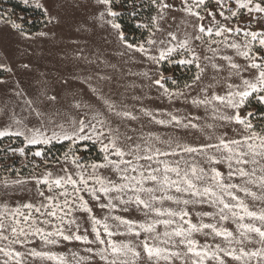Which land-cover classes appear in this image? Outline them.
<instances>
[{
	"label": "snow or ice",
	"instance_id": "obj_1",
	"mask_svg": "<svg viewBox=\"0 0 264 264\" xmlns=\"http://www.w3.org/2000/svg\"><path fill=\"white\" fill-rule=\"evenodd\" d=\"M5 2L0 0V33L15 35L21 62L13 67L0 49V73L15 78L35 71L27 59L31 42L54 33L33 36ZM22 2L45 27L73 19L84 36L97 27L114 30L126 50H117L121 57L131 51L153 65L195 68L182 89L169 88L162 72L137 75L169 103L179 100L197 111H153L139 96L140 107L129 106L114 87L117 65L98 45L85 54L77 44L75 59L83 67L61 78L62 92L43 79L29 93L19 78L11 87L0 78L17 100L14 108L0 107V141L18 138L22 145L4 151L25 159L30 152L45 166L36 171L41 164H34L27 178L0 179V264H72L54 249L76 243L90 254L76 264L96 257L102 264H264V117L258 126L251 110L253 101L264 105V0H150L156 10L152 35L164 30L161 21L175 22L174 12L181 14L183 35L169 31L166 41L149 38L147 47L126 40L118 0ZM155 45L162 47L154 52ZM145 122L175 135L145 134ZM189 136L191 142L184 139ZM65 142L59 167L49 169L45 149L37 146ZM87 143L98 146V160L86 162L80 154ZM95 207L106 212L98 217Z\"/></svg>",
	"mask_w": 264,
	"mask_h": 264
},
{
	"label": "rangeland",
	"instance_id": "obj_2",
	"mask_svg": "<svg viewBox=\"0 0 264 264\" xmlns=\"http://www.w3.org/2000/svg\"><path fill=\"white\" fill-rule=\"evenodd\" d=\"M22 2V0H18ZM141 1H147V0H141ZM140 0H137V2H132L130 3V8L132 6H135V4H139L141 2ZM178 2V0H177ZM23 3V2H22ZM3 7L7 9L8 12L13 13V19L16 18H23L25 25L28 26L29 23L33 22L34 19L32 16L27 15L22 12H14L11 10V8L7 5L5 2ZM138 7V6H137ZM117 9L121 10L123 9V6L118 4ZM156 15V11L154 13V16ZM172 16L176 17L175 22H173L170 18L167 21H161L163 31L156 32L155 36L152 35V29L149 33L150 35L148 36L147 40L149 38L156 39L157 41L160 40H167V32L169 31H175L178 33V35H183V31L180 25V13H172ZM39 18H35V20H38ZM75 21L73 19H66L64 23H62L60 26L56 28H52L51 25L48 27L43 26V28L37 32L32 33L33 36H35L36 33L40 31H49L51 30L54 35L50 39H42V38H36L31 42V45L28 48L29 51V56L30 53L33 52L32 49L38 48V56L42 57L43 55L49 54L51 57L49 58L48 55V69L47 75L49 78H54L55 81H49V86L55 89L56 91L61 92L62 90V85H61V78L63 77L62 74H66V76H69V74H73L76 72L81 71L83 65L75 59V56L78 54L75 52V49L77 47V44L80 47H83L85 50V54H89L90 51L94 48V46H101L103 51L109 56L113 64L117 65L118 68V73L117 75L119 76V84L115 85L114 87L118 89V91L123 95L125 98L126 103L129 106H135L137 108L140 107V101H137L134 99V97H141L143 105L147 106L150 110H168V111H173L175 112L176 109H180V114H183L185 112H193L197 111L195 109H192L190 105H185L182 101H174L172 103H169L166 97H163L161 95V91L159 90L155 85H151L150 81L143 77L142 75H137L139 73H143L145 71L149 72L150 75L155 78L158 72H162L165 77L168 78L167 80V86L171 89H177V88H183L185 83H191L188 82L187 80L183 81L179 85L177 83L173 84L172 80H174V74H181L183 72V69H175L176 66L184 68L185 66L178 65L176 63H169L167 61L161 62L158 65H153L151 62L147 60L146 57L141 56L139 53L131 52L128 51L127 55L121 57L117 54V50L119 51H126L120 42L116 39L115 32L114 30L107 29V28H100L97 27V30L94 35L90 34L88 36L81 35L75 31L74 27ZM3 26L0 25V28ZM257 30V29H253ZM0 49H2L7 56L9 57V62L13 63V67L17 64V59H18V53H17V40L16 37L13 33L8 32L5 30L4 32L0 33ZM146 40V41H147ZM73 41H76L77 43L74 44ZM146 41H142L137 43L136 45L139 44H145ZM130 43V42H129ZM134 44V43H133ZM23 47V45H21ZM153 48V51L158 47H162V45H155L151 46ZM41 48V49H40ZM44 48V50H42ZM62 49L65 50V48H69L70 51H66L64 53H58L59 50L57 49ZM64 48V49H63ZM197 51L201 52L202 55H211L210 53H207L205 49L198 48ZM17 54H13V53ZM28 56V57H29ZM56 56V58H55ZM21 59V58H20ZM28 60H30L28 58ZM167 62L169 64V70L170 72H166L163 70V64ZM222 63V62H221ZM43 68V65H42ZM43 70V69H42ZM41 70V71H42ZM178 70V71H177ZM43 72H41L42 74ZM61 74V76H60ZM30 75L27 74V76L24 77L23 73H18L17 77L22 81V85L24 87V82L27 77ZM47 77V78H48ZM0 78H5L8 79L10 84L9 87H11V80L15 79L13 77H9L6 74H3ZM42 79L45 80L42 76ZM131 85H135V87H131ZM30 89L33 88V85H30ZM25 88V87H24ZM28 91V89H26ZM37 90V89H34ZM29 93H33L28 91ZM195 95V93H193ZM8 104L10 108H14L17 105V100L16 98L12 95L10 91H7L4 86H0V107H3L4 104ZM18 113L22 112V109L17 108L16 109ZM253 112H255V108H251ZM199 114L202 116L205 115L203 109H199ZM206 119H208L207 116H205ZM5 119L3 116H0V121ZM261 119L260 116L256 117V120L254 123L258 122ZM210 122V121H209ZM31 126V125H30ZM138 127V125H137ZM143 131L145 134H148V132H153L162 138H166L168 136L175 135L174 130L164 128L159 125L151 124L145 122V126L143 128ZM231 134V133H230ZM186 141L191 142L194 138L189 136L184 138ZM59 144V143H55ZM11 145L12 147H20L22 146L21 143H18V141L15 140L13 143L12 140H6L3 146H0V150L4 152V154L0 158V179L4 178L5 176L10 178V179H16L17 175H10L8 174L9 172L2 170L3 167L6 165H10L12 163H17L16 169H23V167H30L31 168V173L33 172V165L34 164H41L40 158L38 157H33L31 156L30 152L27 157L21 158L18 155H13L12 153L8 152L6 153L4 149H7ZM54 145V144H53ZM37 147H46V146H37ZM49 147V146H47ZM33 150H36L33 148ZM84 150H80V154H84ZM26 151H28L26 149ZM67 152V151H66ZM64 155V153H63ZM58 155H51L47 156L49 160V164L47 167L52 170H56L59 165L56 164V161L60 160L62 157H57ZM45 166L41 164V168L37 169L36 171H41L43 170ZM221 171H226V169L221 166ZM30 174L26 175H19V178H27L29 177ZM29 187H31L29 185ZM18 196H21L23 194H17ZM19 201H17L18 203ZM204 208L208 211H212V209L208 208L207 205L204 206ZM94 212L98 217H101L106 210H101L98 207L94 208ZM122 215H128L127 213H120ZM78 215H85V214H78ZM81 223H83L81 221ZM111 223V221H110ZM228 227L230 229H235V225L229 222ZM91 238V237H90ZM201 242H204L205 238L203 236L198 237ZM117 240H123L126 239L125 237L117 236L115 237ZM127 239H132V237H127ZM87 246L80 245L78 243L76 244H65L61 245L60 247L54 249L58 253L64 254L68 257L69 260L72 261V264H76V261L79 260L80 257H89L90 254L84 251V248ZM94 247V246H93ZM76 252L78 253L77 257L73 259L71 253ZM87 264H102V262H99L98 257L92 258L87 262Z\"/></svg>",
	"mask_w": 264,
	"mask_h": 264
},
{
	"label": "trees",
	"instance_id": "obj_3",
	"mask_svg": "<svg viewBox=\"0 0 264 264\" xmlns=\"http://www.w3.org/2000/svg\"><path fill=\"white\" fill-rule=\"evenodd\" d=\"M141 1V0H140ZM137 2V0H118V4L123 6V9L119 10L121 12V16L118 18V21L122 25V30L125 33V38L128 42L137 44L142 41H146L148 36L150 35V28L152 25V17L155 13L154 6L151 5L150 0L147 1H141L138 5L135 4V6H132L130 8V3ZM7 5L11 8L14 12H22L27 15L32 16L34 19L33 22L29 23L28 26L25 25L26 29L30 33L37 32L41 30L44 26L43 18L40 17V15L31 7L25 6L22 2L18 0H6ZM138 6V7H137ZM142 6V7H141ZM132 12H136V15H132ZM35 18H39L38 20H35ZM139 25H148V27H140ZM183 69V72L180 74H174V80L179 85L184 80L191 82L193 79V75L195 72V68H192L189 70L186 66L184 68L176 66L175 69ZM163 70L167 73L170 72L169 70V64L165 62L163 64ZM178 71V70H177ZM3 76V73H0V77ZM251 108H255V113L257 116H260L261 118L264 117V105H260L257 102L253 101ZM261 120V119H260ZM260 120L257 123L259 126ZM15 139L20 142V139L18 138H5L4 141H0V146H3L6 140H12ZM44 148V147H43ZM35 149V148H34ZM46 151V155L49 156L51 153L53 155H58L57 157H62L63 153L68 151L67 148V142L64 144H54L49 147L44 148ZM84 150V158L87 161H95L99 158V151L98 146H94L91 143H87L85 146H81L80 150ZM33 150V149H32ZM4 154L3 151L0 150V158ZM17 163H12L10 165H6L2 168V170L6 171L10 175H26L31 174V168L30 167H23V169H16Z\"/></svg>",
	"mask_w": 264,
	"mask_h": 264
},
{
	"label": "crops",
	"instance_id": "obj_4",
	"mask_svg": "<svg viewBox=\"0 0 264 264\" xmlns=\"http://www.w3.org/2000/svg\"><path fill=\"white\" fill-rule=\"evenodd\" d=\"M37 50H38V48L32 49L33 52H31L30 53V56L28 57L30 59L28 61L33 65L35 71H33L31 73H23L24 74V77L27 76V74L30 75L29 77L26 78V80H25V82L23 84H24L25 89H28V91L33 92V93L36 92V90H34V89H38L41 86V84H40V81L42 80L41 72H43L42 73V74H44L43 75V78L47 81L48 84H49V81H52V82L55 81L54 78H52V77L49 78L48 77L47 71H46V69H48V65H47L48 58L47 57H48L49 54H47V56L46 55H43L42 57H39L38 56V53L39 52ZM42 50H44V48H42ZM57 50H59L58 53H64L66 51H70L69 48H65V50H62V49H59L58 48ZM13 54H17V53L15 52ZM50 57L51 56L49 55V58ZM55 58H56V56H55ZM19 62H21V59L20 58L17 59V62L16 63H19ZM42 65H43V68H42ZM60 76H61V74H60ZM62 76L63 77H67L66 74H62ZM31 84L33 85V88L32 89H30V87H31L30 85ZM57 92H59V91H57ZM61 92H62V90H61Z\"/></svg>",
	"mask_w": 264,
	"mask_h": 264
}]
</instances>
